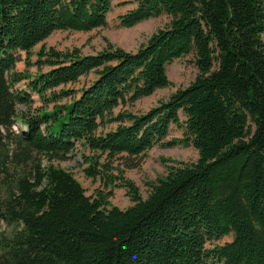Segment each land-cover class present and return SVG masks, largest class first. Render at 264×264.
I'll list each match as a JSON object with an SVG mask.
<instances>
[{
	"label": "trees",
	"instance_id": "trees-1",
	"mask_svg": "<svg viewBox=\"0 0 264 264\" xmlns=\"http://www.w3.org/2000/svg\"><path fill=\"white\" fill-rule=\"evenodd\" d=\"M112 6L0 0V220L9 226L0 264H264V0H135L118 25L169 16L135 50L42 44L16 69L18 49L30 54L57 29L106 25ZM189 53L198 71L187 85L131 108L169 85L167 64ZM89 73L77 95L65 87ZM171 125L182 135L168 138ZM157 144L193 145L198 156L167 162L142 196L113 159ZM76 153L101 182L92 194L54 164ZM115 185L128 206L108 198Z\"/></svg>",
	"mask_w": 264,
	"mask_h": 264
},
{
	"label": "rangeland",
	"instance_id": "rangeland-1",
	"mask_svg": "<svg viewBox=\"0 0 264 264\" xmlns=\"http://www.w3.org/2000/svg\"><path fill=\"white\" fill-rule=\"evenodd\" d=\"M120 1H128L120 3ZM135 5V0H113V6L107 13V24L98 26L90 30H71V29H57L38 42L30 49L28 54L23 49H18L17 54L20 59L16 62V69L23 70L26 66V58L34 60L35 51L44 44L45 46H55L59 49L72 48L77 46L82 52H96L105 47L106 42L110 41L114 45L120 46L126 50H135L139 44L144 42L148 36L159 27L165 26L169 21V16L163 13L159 16L144 19L133 26L118 25V14L125 12L127 9ZM264 38V33H263ZM30 72L35 71V65L28 66ZM167 75L171 83L167 86L157 88L153 93L141 97L136 100L131 107L133 110L142 111L154 105L157 100L166 98L177 87L187 85L196 75L198 69L192 60V54L175 58L166 66ZM93 77L92 73L82 75L78 80L69 82L65 87L74 89V94L77 95L79 88ZM25 80L19 82V85H24ZM70 97L60 99V103L68 102ZM41 101L35 95V105H40ZM52 103L49 104L51 106ZM180 118L183 120L185 115L179 111ZM13 130H17V124H13ZM182 135V127L171 125L168 138ZM198 156V151L193 145H174L162 146L154 145L147 149L141 155L127 157L125 153L117 154L113 159V164L120 167L123 175L126 178L132 179L139 187L142 196H146L149 191L148 182L154 180L157 175L166 172L165 164L167 162L174 163L173 160L180 161H194ZM162 157H170L172 160L164 161ZM79 154H73L70 158L64 160H54V164L62 166L70 170L74 176L84 186L86 194H92L98 187H102L99 179H92L87 177L82 172V165L79 162ZM126 162L134 163L133 166H127ZM116 172V170H114ZM110 201L124 208L128 206L131 201L124 186L115 185L113 193L108 197ZM0 229L8 230L9 226L0 220ZM232 234L224 235L215 240H208L207 246L215 243H223L230 240Z\"/></svg>",
	"mask_w": 264,
	"mask_h": 264
}]
</instances>
